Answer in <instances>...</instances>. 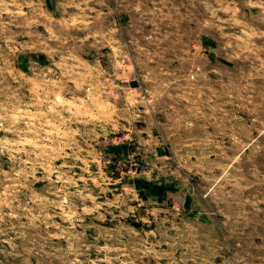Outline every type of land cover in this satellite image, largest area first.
Wrapping results in <instances>:
<instances>
[{
  "label": "rangeland",
  "instance_id": "1",
  "mask_svg": "<svg viewBox=\"0 0 264 264\" xmlns=\"http://www.w3.org/2000/svg\"><path fill=\"white\" fill-rule=\"evenodd\" d=\"M0 264H264V0H0Z\"/></svg>",
  "mask_w": 264,
  "mask_h": 264
}]
</instances>
